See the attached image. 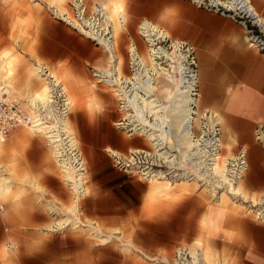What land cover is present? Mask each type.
Segmentation results:
<instances>
[{
  "label": "crops",
  "instance_id": "crops-1",
  "mask_svg": "<svg viewBox=\"0 0 264 264\" xmlns=\"http://www.w3.org/2000/svg\"><path fill=\"white\" fill-rule=\"evenodd\" d=\"M83 1L90 13L99 7L112 16L113 25L118 24V43L122 38L138 43V28L148 21L168 37L194 47L199 108L216 115L225 155L233 157L241 149L246 151L248 170L240 181L243 192L250 199L264 197V143L256 138L257 131L264 129V54L248 44L242 26L189 0ZM251 2L264 18V0ZM46 23L30 47L66 84L61 81L70 97V117L80 134L88 166L87 193L76 200L79 221L72 220L73 225L78 227L80 223L98 230H138L143 212L140 199L149 193L168 192L169 186L148 181L151 183L148 189L147 184L114 163L113 153L126 156L132 150L147 148L148 143L142 135L118 126L121 117L114 95L103 87L105 83H94L93 72L109 68L108 50L59 20L48 19ZM138 45L143 48L142 44ZM116 52L126 53V46L117 44ZM118 67L122 74L119 64ZM19 133L24 131L8 136L6 147L17 141ZM30 141L35 143L29 148L34 155L29 154L28 160L40 184L34 195L48 199L53 205L48 210L53 213L54 198L69 199L70 191L63 188L56 164L50 159V150L39 138ZM245 222L238 243L239 258L243 264H264V222L250 219ZM72 241L78 245V242L90 244L92 240L73 238Z\"/></svg>",
  "mask_w": 264,
  "mask_h": 264
},
{
  "label": "rangeland",
  "instance_id": "rangeland-1",
  "mask_svg": "<svg viewBox=\"0 0 264 264\" xmlns=\"http://www.w3.org/2000/svg\"><path fill=\"white\" fill-rule=\"evenodd\" d=\"M71 2L0 0V89L3 88L9 99L22 103L24 111L30 110L31 102L42 101L47 96L48 84L45 78L40 73L38 76L33 72L44 64L51 67L49 63L36 57L30 45L35 44L48 19H56L74 27L65 21V17L73 18L74 15ZM56 9L58 10L55 11ZM92 13L86 8L87 18ZM108 23L113 28L111 19H108ZM117 28L118 26L115 27L116 33ZM77 29L82 32L80 28ZM138 31V43L131 38H122L119 43L118 36L114 39L113 61L120 65L122 78L131 76L133 71L134 65L129 52L131 45L136 46L140 57L146 64H150L151 46L141 35L140 26ZM117 44L125 45L126 53H115ZM138 44H142L143 48ZM109 61L111 62L110 59ZM51 73L56 80L66 85L56 72ZM175 83L176 79L171 83L163 75L155 77L154 94L160 102L172 97V89L177 87ZM103 87L114 95L111 87ZM114 97L120 121H125V111L120 110L117 97ZM174 103H168L167 112L173 131V144L170 147L182 152L185 139L180 134L177 135L175 126L178 119L183 118L184 110L176 108ZM68 124L82 150L80 134L70 114ZM118 126L133 133L130 124ZM15 131L24 133L17 134V141L11 146L6 147L8 139L0 145V264H243L239 258L238 243L243 227L246 226L245 221L250 219L264 222V214L260 211L261 199H250L243 192L241 182L234 187L225 180L227 159L230 156L225 155L222 149L219 162L221 172L218 173L216 169V181L172 184L152 181L168 185L169 191L154 195L149 193L146 198L140 199V211L143 212L140 213L138 230H98L84 227L80 223L75 227L72 220L79 221L76 217V200L79 198L73 199L71 192L68 194L69 199L54 198L55 212L50 213L48 207L53 205L47 202L48 199L34 195L40 184L36 181V174L28 160L29 154L34 155L29 152V148L35 144L30 139H41L50 150V159L56 164L44 136L20 125L10 131L9 137ZM144 139L147 141L146 137ZM55 168L67 191L63 182L65 172L57 164ZM131 173L150 189L151 183L148 180L142 179L135 172ZM142 188L141 185L140 191ZM56 204L59 206L55 207ZM57 223L59 226H56ZM73 238L92 241L90 244L78 242L77 245L72 241Z\"/></svg>",
  "mask_w": 264,
  "mask_h": 264
},
{
  "label": "built area",
  "instance_id": "built-area-1",
  "mask_svg": "<svg viewBox=\"0 0 264 264\" xmlns=\"http://www.w3.org/2000/svg\"><path fill=\"white\" fill-rule=\"evenodd\" d=\"M71 1L74 19L79 23H83L85 18L90 21H99L103 30L106 23L102 17H98L93 11L92 15L87 18L84 1ZM189 1L198 7L216 11L237 21L244 29L248 44L264 54V18L258 13L251 0ZM84 27L88 28L85 25ZM73 28L79 31L76 27ZM103 33L105 36H110L109 31H103ZM92 40L99 44L97 40ZM157 42L164 43L162 45L157 43L164 51L159 61L170 73H175L180 78L181 86L185 90L187 97L185 107L188 112L183 129L188 131L189 149L183 155L179 150L170 147L166 138L156 134L157 137L152 140L153 144L147 148L130 151L126 156L113 155L114 163L128 172H135L136 175L148 181L152 179L165 180L170 183L216 181L215 166L222 150L221 127L211 110H201L198 106V63L195 49L185 41L179 40L174 43L175 40L172 41L169 37L158 39ZM171 55H175L178 61L172 62ZM50 72L52 71L46 65H43L40 72L48 84V102L45 105L42 103L34 105L31 102L29 111H24L22 103L9 99L5 91L0 89V144L6 141L10 131L17 126L42 127L43 136L52 150L57 166L61 170L69 169L73 172V178L63 177V182L74 197H82L87 193L86 159L75 134L70 132L65 123L71 108L68 92ZM132 72H134V66ZM93 76L97 83H103V79L107 78L104 71L95 70ZM117 100L122 110L120 107L122 103L119 99ZM151 121H154L152 117ZM148 127L152 131H157L153 126ZM164 128L170 132L168 121H165ZM133 133L146 136L145 132L133 131ZM256 138L264 143V129L257 131ZM247 170L246 151L241 149L236 155L227 159L225 180L235 187ZM260 205H262L260 211L264 214V197L261 198Z\"/></svg>",
  "mask_w": 264,
  "mask_h": 264
},
{
  "label": "bare ground",
  "instance_id": "bare-ground-1",
  "mask_svg": "<svg viewBox=\"0 0 264 264\" xmlns=\"http://www.w3.org/2000/svg\"><path fill=\"white\" fill-rule=\"evenodd\" d=\"M57 10L58 9H56L55 11ZM94 10H95L94 12L96 13V15H98V17L100 16L103 18V21L106 23V26L108 27L104 26L102 30V27H100L101 24L99 23V21H94V20L90 21L89 19H86V18L83 20V23H79L76 19L72 18L71 16L65 17V18L67 19L66 21L68 23H70L76 28H80L81 31L85 33L88 37H91L92 39L97 40L99 44L103 45L108 50V58L111 60V62L109 63V68H106L105 70H103L107 77L103 79V83H105L107 86L113 89L114 95L122 103L120 107L123 111H125L124 118L125 120H127L124 122L120 121L117 124H121L122 126L130 124L131 129L134 132H137V133L145 132V135H146L145 137L149 145L153 144L152 140L157 137L156 134L160 137L166 138L169 144L172 145L173 144L172 142L173 141L172 140L173 131H172L171 123L168 119L167 112H168V103L175 102L174 106L176 108L179 107L184 110L183 118L178 119V124L175 126V129H176L177 135L180 134L182 138L186 140V141L184 140L183 142L185 143L184 145L185 147L183 148V151L181 152L183 155H185L186 151L189 149V146H190L188 131H185L183 129L184 122L187 118V112H188L187 108L185 107L187 97L185 95L184 88L181 86L180 78L170 73V71H168L166 68H164L161 65V62L159 61V59L162 57V55H164V51L162 50L160 46H156L158 39H163L164 37H168V35L164 33L162 30L157 29L150 22L143 21L140 24V33L142 36L145 37V40L151 46L149 48L150 64H146L144 60L140 57L141 55L139 54L137 47L134 45H131L132 47H130L129 52L131 55L132 63L134 65V72H132L131 76L122 78V74L119 71L117 62L114 63L113 61L114 60V49H115L113 42H114V39L117 37L115 27L118 26V24L116 23L115 26L113 25V28H112V25L108 23V19H111L110 16L107 13H105L103 10L97 7H95ZM84 25L88 28H85ZM108 28H111V29L107 30ZM103 31L105 32L109 31L110 36H105ZM178 41L179 40H175L174 43ZM170 60L172 62L178 61V59L175 58V55L174 56L171 55ZM42 67L43 65L40 66L38 70H35L33 72L34 75L39 76L38 73L41 72ZM160 75H163V77L166 78L171 83H174V79H176V82H177L175 83L177 84V87L172 92V97L167 98L166 100H163L162 102H160L154 94V91L156 88V86L154 85L155 77L160 76ZM46 91H47V96L43 98L42 101L40 100L33 101L32 103L34 105H36L37 103L38 104L42 103L43 105H45L49 99V88ZM198 106H199V102H198ZM151 117L154 120L153 122L151 121ZM165 121L169 122L170 132L168 131V129L164 128ZM65 123L67 124L70 132L73 134V131L71 130L68 124V118L65 120ZM148 126L155 127L157 131L150 130ZM29 128L34 132L41 133L42 135L44 134L42 127L40 126L29 127ZM113 155H118V154L113 153ZM219 162H220V156L215 166V171L217 169L218 173L221 172ZM226 167H227V164H226ZM62 171H64L66 174L64 178L66 179L73 178V172L71 170L64 169ZM226 171H225V174H226ZM149 181L167 182L165 180H159V179H152ZM167 183L172 184L170 182H167ZM74 198H80V197H74Z\"/></svg>",
  "mask_w": 264,
  "mask_h": 264
}]
</instances>
